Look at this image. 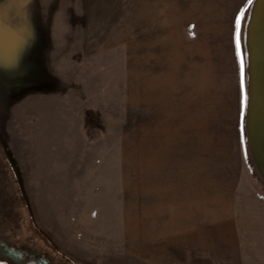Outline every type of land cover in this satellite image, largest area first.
Returning a JSON list of instances; mask_svg holds the SVG:
<instances>
[{
  "label": "rangeland",
  "instance_id": "rangeland-1",
  "mask_svg": "<svg viewBox=\"0 0 264 264\" xmlns=\"http://www.w3.org/2000/svg\"><path fill=\"white\" fill-rule=\"evenodd\" d=\"M186 1L171 0L175 19ZM255 1L240 27L248 95L243 170L231 202L237 232L223 243L235 247L207 248L205 264H264V175L248 124ZM149 2L0 0V202L3 189L12 193L0 222L15 236L51 246L78 264H151L121 240L120 213L126 178L125 210L132 224L136 146L148 147L152 138L151 126L140 133L134 117L137 11L144 14ZM263 16L254 37L257 53ZM162 128L177 140L179 158L183 122Z\"/></svg>",
  "mask_w": 264,
  "mask_h": 264
},
{
  "label": "crops",
  "instance_id": "crops-1",
  "mask_svg": "<svg viewBox=\"0 0 264 264\" xmlns=\"http://www.w3.org/2000/svg\"><path fill=\"white\" fill-rule=\"evenodd\" d=\"M246 2L187 0L179 19L171 0L137 11L134 117L152 138L136 146L132 224L121 178V240L151 264H205L207 248L235 247L223 243L237 232L231 202L243 170L235 16ZM177 120L179 158L162 128Z\"/></svg>",
  "mask_w": 264,
  "mask_h": 264
},
{
  "label": "water",
  "instance_id": "water-1",
  "mask_svg": "<svg viewBox=\"0 0 264 264\" xmlns=\"http://www.w3.org/2000/svg\"><path fill=\"white\" fill-rule=\"evenodd\" d=\"M264 15V0H256L253 6V16L251 18L250 27V57L253 59L252 66L250 68V80H249V108H248V124L251 135V142L256 154V158L259 165L262 168V173L264 175V62H262V57L264 53L262 52V47L264 46V34L261 33L260 42L261 48L258 53L255 50L256 42L255 35L256 31L259 30L260 20ZM264 17V16H263ZM264 19V18H263ZM262 19V20H263ZM250 23V22H249ZM264 23V22H263ZM264 29V24H263ZM248 32V29H247ZM258 59V63L255 64V60ZM261 59V61H260ZM262 63V66H261ZM263 80V81H261ZM262 86V87H260Z\"/></svg>",
  "mask_w": 264,
  "mask_h": 264
},
{
  "label": "flooded vegetation",
  "instance_id": "flooded-vegetation-1",
  "mask_svg": "<svg viewBox=\"0 0 264 264\" xmlns=\"http://www.w3.org/2000/svg\"><path fill=\"white\" fill-rule=\"evenodd\" d=\"M4 163L7 165L6 162ZM3 195L6 197L4 203L9 204L12 193L3 189ZM4 203L0 202V210L5 209ZM12 205L13 203H10V206ZM3 216H9V211L5 210ZM7 227H10V232L5 230ZM11 229V226L2 225L0 222V264H78L74 259L51 246L36 245L28 241L29 239L15 236Z\"/></svg>",
  "mask_w": 264,
  "mask_h": 264
},
{
  "label": "snow or ice",
  "instance_id": "snow-or-ice-1",
  "mask_svg": "<svg viewBox=\"0 0 264 264\" xmlns=\"http://www.w3.org/2000/svg\"><path fill=\"white\" fill-rule=\"evenodd\" d=\"M252 3V0H247V2L244 4L243 7L240 8L239 12L235 16V23H236V45H237V55L240 57V93H241V100H240V116L241 120H243V114H244V109L247 105L248 101V95L247 92L245 91V85H244V64H243V59L241 55V50H240V27H241V20L242 17L245 14V9ZM241 143L244 142V135H243V124L241 123Z\"/></svg>",
  "mask_w": 264,
  "mask_h": 264
},
{
  "label": "bare ground",
  "instance_id": "bare-ground-1",
  "mask_svg": "<svg viewBox=\"0 0 264 264\" xmlns=\"http://www.w3.org/2000/svg\"><path fill=\"white\" fill-rule=\"evenodd\" d=\"M261 172H262V169L260 168Z\"/></svg>",
  "mask_w": 264,
  "mask_h": 264
}]
</instances>
